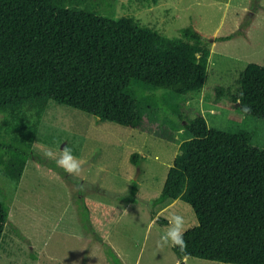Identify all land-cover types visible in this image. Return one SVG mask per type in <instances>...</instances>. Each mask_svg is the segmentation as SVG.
Listing matches in <instances>:
<instances>
[{"label":"rangeland","instance_id":"1","mask_svg":"<svg viewBox=\"0 0 264 264\" xmlns=\"http://www.w3.org/2000/svg\"><path fill=\"white\" fill-rule=\"evenodd\" d=\"M78 7L111 18L131 16L167 37L194 27L210 48L207 79L200 92L187 96L133 84L147 121L141 128L49 100L19 181L0 166V201L8 205L0 264H229L178 259L172 246L158 247L173 214L185 218L186 230L197 220L181 199L162 209L155 200L188 137L179 115L201 113L209 128L244 130L251 145L264 150V119L241 114L231 102L245 66H264V0H87ZM227 35L232 37L214 41ZM34 120L27 107L0 114V138L25 134ZM64 147L81 161L80 176L44 154L59 156ZM132 153L138 165L130 162Z\"/></svg>","mask_w":264,"mask_h":264},{"label":"trees","instance_id":"2","mask_svg":"<svg viewBox=\"0 0 264 264\" xmlns=\"http://www.w3.org/2000/svg\"><path fill=\"white\" fill-rule=\"evenodd\" d=\"M86 1L0 0V114L27 107L35 116L25 134L0 138V166L13 181L23 173L49 100L133 129L147 124L133 84L181 96L205 84L210 48L194 27L167 37L131 16L78 7ZM237 81L234 109L264 119V66L248 63ZM179 119L188 137L178 145L155 205L181 199L197 224L184 232L186 250L172 247L174 254L264 264V150L251 145L244 130L209 128L201 113ZM138 159L129 157L134 165ZM7 221L8 205L0 201V239Z\"/></svg>","mask_w":264,"mask_h":264},{"label":"clouds","instance_id":"3","mask_svg":"<svg viewBox=\"0 0 264 264\" xmlns=\"http://www.w3.org/2000/svg\"><path fill=\"white\" fill-rule=\"evenodd\" d=\"M244 111H249V108L245 107ZM44 154L47 158L54 160L56 165L67 174L80 176L82 163L73 155L71 149L64 147L59 156L55 155L51 150H45ZM169 225L167 231L160 237L158 247L162 249L170 245L184 252L187 248V243L184 240V232L186 231L185 218L182 215L173 214L169 219Z\"/></svg>","mask_w":264,"mask_h":264},{"label":"crops","instance_id":"4","mask_svg":"<svg viewBox=\"0 0 264 264\" xmlns=\"http://www.w3.org/2000/svg\"><path fill=\"white\" fill-rule=\"evenodd\" d=\"M244 119H245V118H244ZM174 201H175V200H174ZM174 201H173V202H174ZM171 203H172V202H171ZM171 203H170L169 205H167V207L171 206ZM183 259H185V258H183Z\"/></svg>","mask_w":264,"mask_h":264}]
</instances>
